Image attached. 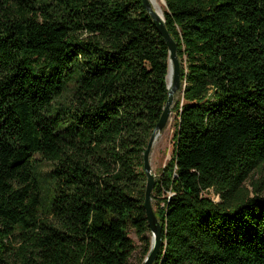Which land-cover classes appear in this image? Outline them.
I'll return each instance as SVG.
<instances>
[{"label": "trees", "instance_id": "trees-1", "mask_svg": "<svg viewBox=\"0 0 264 264\" xmlns=\"http://www.w3.org/2000/svg\"><path fill=\"white\" fill-rule=\"evenodd\" d=\"M163 1L181 96L152 264H264V0ZM168 67L141 0H0V264H133L131 230L142 263Z\"/></svg>", "mask_w": 264, "mask_h": 264}, {"label": "water", "instance_id": "water-1", "mask_svg": "<svg viewBox=\"0 0 264 264\" xmlns=\"http://www.w3.org/2000/svg\"><path fill=\"white\" fill-rule=\"evenodd\" d=\"M144 9L150 15L152 21L154 22L157 30L163 37L169 52V67L172 66V80L171 84H167V99L163 106L160 117L155 124L154 128L151 131V134L148 138L146 147L143 152L142 162H143V172L146 177L145 190H144V201L143 208L145 210V216L147 224L150 229L151 238H150V249L147 255L144 257L141 264H152L156 253L161 244V226L158 219L155 216L152 204H151V194L155 183V176L152 172L150 166V152L153 147L156 137L164 130L171 113V108L173 105L174 94L178 89H180V65L179 60L176 54V45L169 32L167 31L163 15H159L158 12L153 8L150 0H141ZM164 2V1H163ZM168 67V69H169ZM168 74V72H167ZM167 78V75H166Z\"/></svg>", "mask_w": 264, "mask_h": 264}, {"label": "rangeland", "instance_id": "rangeland-1", "mask_svg": "<svg viewBox=\"0 0 264 264\" xmlns=\"http://www.w3.org/2000/svg\"><path fill=\"white\" fill-rule=\"evenodd\" d=\"M151 2V0H150ZM159 4V7L162 9L164 6L163 0H155ZM152 3V2H151ZM160 11L162 12V10ZM181 91L178 89L176 93L174 94V100L173 103H175L177 100L180 99ZM175 112L171 111L169 115L168 122L166 124V127L164 130L158 135V138L156 141H154L153 147L150 152L149 160H150V166L152 169V172L157 178L158 176L162 175V170L164 166L167 164L170 153L172 151L173 147V131L175 129ZM259 177L258 173L253 174L252 178L255 179ZM244 185L247 186L249 190H251V186L249 184V179H247L244 182ZM264 195V192H263ZM215 201L218 200L216 196L213 197ZM129 236L132 238L135 248L131 255L130 261L133 264H139L140 260L142 258V247L140 244L139 239L134 234V232L131 230L129 232Z\"/></svg>", "mask_w": 264, "mask_h": 264}, {"label": "bare ground", "instance_id": "bare-ground-1", "mask_svg": "<svg viewBox=\"0 0 264 264\" xmlns=\"http://www.w3.org/2000/svg\"><path fill=\"white\" fill-rule=\"evenodd\" d=\"M152 2V6L153 8H155V10L158 12L159 15H162V12L160 11V7L159 4L157 2H155V0H151ZM162 10V9H161ZM167 84H171V80H172V66L169 67L168 69V74H167ZM158 136L156 137L155 141L157 140Z\"/></svg>", "mask_w": 264, "mask_h": 264}]
</instances>
